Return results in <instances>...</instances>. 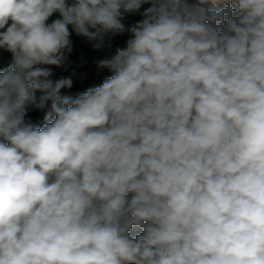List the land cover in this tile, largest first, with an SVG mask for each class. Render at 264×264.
I'll return each mask as SVG.
<instances>
[{
	"label": "clouds",
	"instance_id": "obj_1",
	"mask_svg": "<svg viewBox=\"0 0 264 264\" xmlns=\"http://www.w3.org/2000/svg\"><path fill=\"white\" fill-rule=\"evenodd\" d=\"M0 50V264H264V0H0Z\"/></svg>",
	"mask_w": 264,
	"mask_h": 264
},
{
	"label": "trees",
	"instance_id": "obj_2",
	"mask_svg": "<svg viewBox=\"0 0 264 264\" xmlns=\"http://www.w3.org/2000/svg\"><path fill=\"white\" fill-rule=\"evenodd\" d=\"M149 6L150 4H143L139 12L129 14L126 18V24H131L142 19L143 17L140 15V12H143ZM220 7H223V5ZM55 19H62L59 12L53 13L49 18V23ZM68 29L73 44V51L70 54L68 61L69 67L67 70L55 66L50 67H52L54 72L53 79L62 76H72L73 87L71 89H62V93L74 96L89 88L101 86L104 80L113 75V73L109 72L107 69L99 70L95 64V61L102 59L106 55L107 49L94 50L90 42L85 38L76 35L72 25H68ZM128 38L127 33L112 37V50L114 51L116 47H123ZM11 59V54L9 52L0 50V62L4 63L0 65V71L10 65ZM42 94L43 93L39 90L35 93L37 100ZM29 116L38 124V126L43 127V112L40 110H34L29 113ZM129 196H131V194H129Z\"/></svg>",
	"mask_w": 264,
	"mask_h": 264
}]
</instances>
